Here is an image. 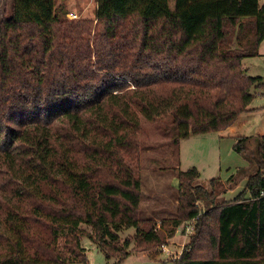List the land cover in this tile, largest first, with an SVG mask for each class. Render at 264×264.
Returning <instances> with one entry per match:
<instances>
[{"label":"trees","instance_id":"trees-1","mask_svg":"<svg viewBox=\"0 0 264 264\" xmlns=\"http://www.w3.org/2000/svg\"><path fill=\"white\" fill-rule=\"evenodd\" d=\"M260 1L96 0L94 20L68 18L64 0L12 1L0 22V264H87L83 236L120 263L189 222L176 264H264V135L254 173L205 187L196 167L179 170L168 227L140 219L144 122L177 152L231 126L264 88L244 64L264 41ZM132 227L129 249L120 232Z\"/></svg>","mask_w":264,"mask_h":264},{"label":"rangeland","instance_id":"rangeland-1","mask_svg":"<svg viewBox=\"0 0 264 264\" xmlns=\"http://www.w3.org/2000/svg\"><path fill=\"white\" fill-rule=\"evenodd\" d=\"M13 0H0V22L4 17L12 13ZM59 2L61 0H58ZM68 8V18L72 14L77 19L94 20L97 13L96 0H64ZM264 0L260 1V5ZM173 10L176 8V0H170ZM260 55L245 59L244 64L248 74L263 77L264 82V41L260 45ZM250 110L243 112L228 128L212 132L207 135H192L183 139L177 152L168 144V138L164 137L153 126L144 122L147 136L144 137L148 146L144 151L140 171L142 180L141 220H154L160 228L164 226V219H172L175 216L178 205L179 170L187 171L196 167L199 170L197 184L209 186L212 179H221L226 182L231 176L245 177L254 173L257 167L258 137L264 135V88L257 90L255 98L249 105ZM237 136H251L246 152L238 153L235 148ZM237 176V177H238ZM246 178V177H245ZM243 180L229 190L221 194L222 199L232 200L245 185ZM220 198V197H219ZM185 224L176 229V234L154 250L133 252L120 263L116 259H107L97 245L87 236H83L82 245L87 249V264H176L174 257L183 251L193 233H184L181 230ZM89 230L88 227L83 226ZM136 228H125L120 232L121 239L130 237L133 249ZM163 246L168 250H163ZM163 250V251H162Z\"/></svg>","mask_w":264,"mask_h":264},{"label":"built area","instance_id":"built-area-1","mask_svg":"<svg viewBox=\"0 0 264 264\" xmlns=\"http://www.w3.org/2000/svg\"><path fill=\"white\" fill-rule=\"evenodd\" d=\"M77 18H78V16L76 14H72L71 15V19H77ZM263 194H264V192L262 193V195ZM182 228L183 229L181 231L184 232V233H187V234L193 233L194 232V223L193 222H189L188 224H185V226L182 227ZM163 250L168 251L164 246H163ZM180 254H181V252H180ZM180 254L176 255L174 257V259L179 258Z\"/></svg>","mask_w":264,"mask_h":264},{"label":"crops","instance_id":"crops-1","mask_svg":"<svg viewBox=\"0 0 264 264\" xmlns=\"http://www.w3.org/2000/svg\"><path fill=\"white\" fill-rule=\"evenodd\" d=\"M263 78V77H262ZM250 109V108H249Z\"/></svg>","mask_w":264,"mask_h":264}]
</instances>
